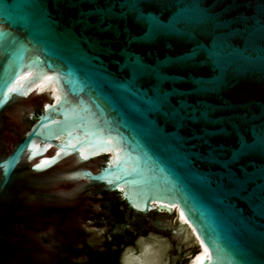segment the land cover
<instances>
[{
  "label": "water",
  "instance_id": "obj_1",
  "mask_svg": "<svg viewBox=\"0 0 264 264\" xmlns=\"http://www.w3.org/2000/svg\"><path fill=\"white\" fill-rule=\"evenodd\" d=\"M5 2L0 0V264H7L25 242L20 225L32 227L42 213L64 207L66 199L59 185L82 177L117 192L135 213L158 209L176 213L177 222L191 230L200 249L205 248L200 264H264V240L260 238L264 217L249 222L251 210L243 201L234 200L237 216L221 197L218 185L201 186L190 179L172 138L147 116L142 97L110 86V80L124 81L128 76V70L120 68L123 57L118 54L124 37L111 45V55L104 54L88 47L82 39L87 33L78 31L73 38L69 29L74 10L66 4L35 0L33 6L32 0H7L17 7L5 12ZM184 3L141 0L137 7L168 23ZM201 7L231 24L236 30L234 44L248 55L244 29L258 28L264 22V0H202ZM134 15L129 12L121 28L141 35L147 26L135 22ZM191 30V38L162 35L153 43H133L129 48L145 62L154 63L165 56H182L196 44L204 47L212 42L211 26L193 25ZM255 44L254 55L264 40L257 36ZM29 69L35 73L22 78ZM168 71L185 77L215 75L210 65L200 64L173 66ZM223 71L225 85L210 99L226 105L228 115L247 114L245 129L264 124V64L229 62ZM43 72L57 75L62 93L56 101L48 90L28 89ZM150 83L143 79L137 86L144 91ZM176 86L186 88L179 82ZM42 94L47 96L39 109ZM19 125L28 127L19 140L11 142L9 135ZM107 137L120 148L116 163H109L108 152L79 154L83 144ZM194 166L209 171L201 161ZM248 175L256 183L253 193L264 191V169ZM122 184L129 195L118 188ZM133 199L142 204L141 209L132 206Z\"/></svg>",
  "mask_w": 264,
  "mask_h": 264
},
{
  "label": "snow or ice",
  "instance_id": "obj_2",
  "mask_svg": "<svg viewBox=\"0 0 264 264\" xmlns=\"http://www.w3.org/2000/svg\"><path fill=\"white\" fill-rule=\"evenodd\" d=\"M58 2L74 10L69 32L73 38L78 31L87 33L82 39L90 49L111 55V45L124 37L118 54L123 57L120 68L127 69L128 76L124 81L110 80V86L142 97L148 107L147 116L153 117L151 121L155 127L172 138L182 155L189 178L201 186L218 185L221 197L237 216L238 211L232 208L234 200L243 201L251 210L249 222L255 217H264V191L254 194L256 183L248 175L264 169V124L245 129L247 114L228 115L230 109L226 105L210 99L225 85L223 68L226 63L264 64V44L258 54H253L257 36L264 40V22L258 28L244 29L249 47L245 49L248 55H243L233 42L236 30L229 22L209 15L201 7L202 0H185L184 7L168 23H161L151 13L145 14L140 10L137 6L141 0ZM32 3L36 6L35 0ZM13 7L17 6L7 0L3 4L5 12H10ZM129 12L135 13V22L147 26L141 35H132L121 28V21ZM243 23L247 24V21ZM193 25L211 26L212 42L204 47L196 44L182 56H165L154 63L145 62L141 55L129 48L133 43H153L162 35L191 38ZM194 64L210 65L215 75L189 74L185 77L168 71L173 66ZM143 79L151 83L147 90L141 91L137 84ZM178 82L185 84L186 88H178ZM196 161L207 164L209 171L201 172L194 166ZM212 168L216 171L212 172ZM260 238L264 240V233H260Z\"/></svg>",
  "mask_w": 264,
  "mask_h": 264
},
{
  "label": "flooded vegetation",
  "instance_id": "obj_3",
  "mask_svg": "<svg viewBox=\"0 0 264 264\" xmlns=\"http://www.w3.org/2000/svg\"><path fill=\"white\" fill-rule=\"evenodd\" d=\"M59 188L64 207L42 213L32 227L20 225L25 242L7 264H198L205 251L176 213H135L117 192L85 177Z\"/></svg>",
  "mask_w": 264,
  "mask_h": 264
},
{
  "label": "bare ground",
  "instance_id": "obj_4",
  "mask_svg": "<svg viewBox=\"0 0 264 264\" xmlns=\"http://www.w3.org/2000/svg\"><path fill=\"white\" fill-rule=\"evenodd\" d=\"M34 73L35 72L33 69L26 70L25 73L22 75V78L25 76L34 74ZM51 81H55V84L58 87V91H57V87H55ZM28 89L30 90L33 89L37 91L48 90V93L51 95L53 101H56L62 93V89H61L59 80L57 78V75L55 73H48V72H43L39 74L35 78V80L29 84ZM57 92H59V95ZM72 143H73V140H70L69 144H72ZM79 149H80L79 154L83 157H86L88 155H95V154H101L104 152H108L109 163H116L118 158L121 156L120 148L118 146H115L112 143L111 137H107V139L98 138L96 140L88 141L87 143L83 144ZM97 158L98 156L94 157L93 159H97ZM118 188L121 189L124 194H128V195L130 194V193H127L123 184L118 185ZM131 202H132L131 203L132 206L135 205V208H138V209L142 208V204L139 201L133 199ZM170 206H174V205H170ZM178 214H179V218L181 220H184V217L180 211ZM203 248L204 247L202 246L201 249ZM204 253L205 251L202 250L201 254L199 255L200 260L198 264L201 263Z\"/></svg>",
  "mask_w": 264,
  "mask_h": 264
},
{
  "label": "rangeland",
  "instance_id": "obj_5",
  "mask_svg": "<svg viewBox=\"0 0 264 264\" xmlns=\"http://www.w3.org/2000/svg\"><path fill=\"white\" fill-rule=\"evenodd\" d=\"M47 95L46 94H42L41 95V97H40V99H39V107H40V105H41V102L45 99V97H46ZM27 125L24 127V128H21V126L19 125L17 128H18V131H19V134H17V135H15L14 133H11L10 135H9V140L11 141V142H13V141H16V140H19L22 136H23V131L25 130V129H27ZM98 167H95V169H97Z\"/></svg>",
  "mask_w": 264,
  "mask_h": 264
},
{
  "label": "trees",
  "instance_id": "obj_6",
  "mask_svg": "<svg viewBox=\"0 0 264 264\" xmlns=\"http://www.w3.org/2000/svg\"><path fill=\"white\" fill-rule=\"evenodd\" d=\"M33 119H35V117H33Z\"/></svg>",
  "mask_w": 264,
  "mask_h": 264
}]
</instances>
